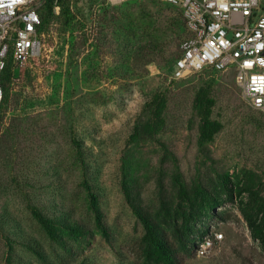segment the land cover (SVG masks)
I'll return each mask as SVG.
<instances>
[{
    "label": "rangeland",
    "instance_id": "374dc122",
    "mask_svg": "<svg viewBox=\"0 0 264 264\" xmlns=\"http://www.w3.org/2000/svg\"><path fill=\"white\" fill-rule=\"evenodd\" d=\"M66 7L74 16L70 26L55 4L45 23L47 51L14 67L8 87L0 121V264H148L144 229L124 181L168 236L189 206L178 197L176 175L190 190L210 191L229 176L264 200V111L245 99L234 69L171 77L187 36L180 8L108 0H66ZM205 91L222 129L201 145L197 102ZM157 93L167 102L165 129L135 144L129 137ZM87 184L99 196L106 235L96 225ZM35 211L59 228L84 227L85 238L76 242L63 233L52 240ZM202 224L224 234L219 254L181 264H264L237 198Z\"/></svg>",
    "mask_w": 264,
    "mask_h": 264
},
{
    "label": "built area",
    "instance_id": "2783aa9c",
    "mask_svg": "<svg viewBox=\"0 0 264 264\" xmlns=\"http://www.w3.org/2000/svg\"><path fill=\"white\" fill-rule=\"evenodd\" d=\"M48 0H0V116L4 72L9 63L24 68L41 58L46 33L41 16ZM58 0H55L57 4ZM154 1L180 8L189 37L181 44L172 79L205 69H234L236 85L250 105L264 111V0H108L112 4ZM57 9V8H56ZM224 234L209 230L197 237L193 254H219Z\"/></svg>",
    "mask_w": 264,
    "mask_h": 264
},
{
    "label": "trees",
    "instance_id": "16d2710c",
    "mask_svg": "<svg viewBox=\"0 0 264 264\" xmlns=\"http://www.w3.org/2000/svg\"><path fill=\"white\" fill-rule=\"evenodd\" d=\"M54 5L55 0H48L42 10L41 16L44 23V30L45 23L48 21V16H51L53 14L52 12H54ZM57 5L61 8V14L66 15V27L70 26L71 22L74 20V16L70 15L69 8L66 7V0H58ZM164 5L174 7L169 4ZM183 21L186 25L185 18H183ZM173 22L179 25L182 23L178 20ZM188 37L189 32L187 30V36H185L184 40ZM123 38L129 41L126 37ZM180 55L175 59L174 64ZM213 71L216 72L215 70ZM12 74L13 66L9 63L4 72V99L1 107V122L5 111L4 109L6 108V104H8V87L11 82ZM166 104L167 102L163 93L154 95L152 101L148 104L149 114L147 119L139 122V124L134 127L133 133L129 137L130 141L139 144L141 142L155 140L156 137L164 131L166 122L163 114L166 109ZM214 104L215 100L207 91H205L204 95L199 98L197 102V108L199 109V116L201 118L199 136V143L201 145L212 142L215 135L222 129V124L211 118ZM124 176L125 175H123V177ZM175 182L178 188V197L188 202L189 206L188 210H184L179 214L180 224H178V222L172 223L171 236H168L161 226L136 204L134 201L135 199L130 195L129 184L125 181L123 182L124 194L127 196V200L135 216L141 222L144 229L142 240L146 263L181 264L183 260L194 256L193 247L197 237H202L209 231L203 224V226L200 227H198L197 224L203 218H209L216 209L221 208L226 202L233 201L234 198H237L239 211L247 224L251 238L258 242L264 249V200L259 196V193L254 191L249 183L246 184L245 182L233 181L231 177L226 176L222 178L217 189L210 191L202 186H195L191 190L188 189L180 175L175 176ZM87 186L90 187V205L95 215L96 225L100 231L106 235L107 232L104 228L100 212L99 196L91 191L90 185L87 184ZM34 215L43 225L49 237L54 241H59L63 238V233L76 242H82L86 236L85 228L78 224L63 225L64 227L59 228L56 227L54 221L46 218L41 213L35 211Z\"/></svg>",
    "mask_w": 264,
    "mask_h": 264
}]
</instances>
